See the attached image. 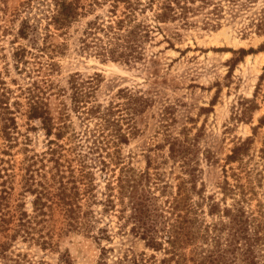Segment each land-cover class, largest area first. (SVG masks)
Wrapping results in <instances>:
<instances>
[{"label": "trees", "instance_id": "obj_1", "mask_svg": "<svg viewBox=\"0 0 264 264\" xmlns=\"http://www.w3.org/2000/svg\"><path fill=\"white\" fill-rule=\"evenodd\" d=\"M10 4L0 0V264H52L19 252L16 244L57 251L64 236L88 234L97 223L104 224L98 229L103 239H110L113 216L161 258L125 255L112 264H264V147L252 164L253 140H241L225 158L218 193L207 195L204 184L199 188L197 139L188 134H166L174 164L169 172L163 170L166 158L147 157L144 170L127 161L123 147L136 136L137 118L150 104L141 92L123 90L117 101L103 105L94 80L76 75L68 87L55 80L80 18L104 11L83 31L84 51L137 64L145 61L161 24L190 26L192 17L216 8L214 0H24L17 9ZM10 37L9 61L2 43ZM12 66L22 79L13 76ZM239 106L237 120H246L257 103L244 99ZM32 122H39L46 138L41 152L31 149ZM94 206H102L101 212ZM110 252L104 249L103 257ZM56 264L74 263L65 254Z\"/></svg>", "mask_w": 264, "mask_h": 264}, {"label": "rangeland", "instance_id": "obj_2", "mask_svg": "<svg viewBox=\"0 0 264 264\" xmlns=\"http://www.w3.org/2000/svg\"><path fill=\"white\" fill-rule=\"evenodd\" d=\"M23 1L11 0L10 6L17 9ZM214 2L216 8H207L192 17L190 26L182 22L161 24L156 41L148 47L145 61L137 64L115 62L84 51L80 41L83 31L104 11L82 17L70 30L69 47L59 58L61 70L55 77L62 87H68L76 75L83 80H94L97 102L103 105L117 101L123 90L141 92L150 104L137 118L136 136L123 147L127 161L144 170L147 157L158 162L166 158L163 170L169 172L174 164L168 160L166 134L182 138L188 134L197 139L199 188L204 184L207 195L218 193L224 180L225 158L241 140H253L251 153L256 158L252 164L259 162V151L264 147V126H260L264 117V0ZM209 20L218 22L219 26L211 27ZM12 40L10 37L2 43L9 61ZM12 70L13 76L22 79L13 66ZM244 99H254L257 107L248 119L237 120L236 111L240 110L239 103ZM19 121L25 132L26 120L20 117ZM28 132L31 149L44 150L46 138L39 122H32ZM175 172L178 174L180 168ZM99 185L103 192V182ZM259 192L264 195V188ZM93 208L97 213L102 210V206ZM108 219L110 239H103L98 229L104 224L97 223L98 229L88 234L78 232L64 236L57 251L43 250L21 241L15 248L52 264L65 254L74 264H103L105 261L112 264L120 256L142 253L161 258L129 227H120L117 218ZM104 249L112 252L103 257Z\"/></svg>", "mask_w": 264, "mask_h": 264}]
</instances>
